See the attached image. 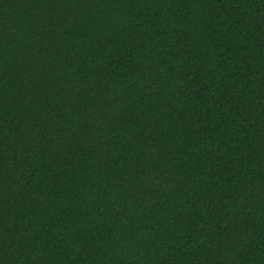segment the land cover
Masks as SVG:
<instances>
[{
  "label": "trees",
  "instance_id": "16d2710c",
  "mask_svg": "<svg viewBox=\"0 0 264 264\" xmlns=\"http://www.w3.org/2000/svg\"><path fill=\"white\" fill-rule=\"evenodd\" d=\"M0 264H264V0H0Z\"/></svg>",
  "mask_w": 264,
  "mask_h": 264
}]
</instances>
